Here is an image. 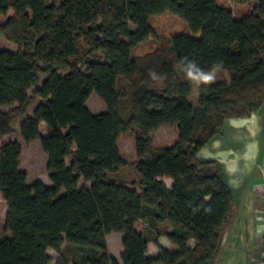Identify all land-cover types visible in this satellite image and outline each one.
<instances>
[{
  "label": "trees",
  "instance_id": "obj_1",
  "mask_svg": "<svg viewBox=\"0 0 264 264\" xmlns=\"http://www.w3.org/2000/svg\"><path fill=\"white\" fill-rule=\"evenodd\" d=\"M164 12L187 32L133 55L157 38L149 17ZM0 32L16 45L0 49V106H11L0 109V264H215L233 198L223 165L197 153L226 120L264 104V0H0ZM185 57L205 71L222 64V79L197 90L179 70ZM92 93L104 104L95 114ZM36 99L18 133L46 154L51 185L27 182L21 142L9 138ZM163 126L173 131L168 145L151 138ZM128 129L126 162L117 140ZM127 164L138 181L110 178ZM111 232L122 234L120 262L108 252ZM161 235L174 249L158 244Z\"/></svg>",
  "mask_w": 264,
  "mask_h": 264
},
{
  "label": "crops",
  "instance_id": "obj_2",
  "mask_svg": "<svg viewBox=\"0 0 264 264\" xmlns=\"http://www.w3.org/2000/svg\"><path fill=\"white\" fill-rule=\"evenodd\" d=\"M197 156L216 159L223 165L233 198L215 264H264V249L254 211L260 204L257 188L264 182V104L248 117L226 120L221 133L202 147ZM164 181L169 188V181ZM108 235V252L120 262L109 250ZM158 244L174 249L163 235L158 237ZM157 253L158 247L149 242L146 254L155 256Z\"/></svg>",
  "mask_w": 264,
  "mask_h": 264
},
{
  "label": "rangeland",
  "instance_id": "obj_3",
  "mask_svg": "<svg viewBox=\"0 0 264 264\" xmlns=\"http://www.w3.org/2000/svg\"><path fill=\"white\" fill-rule=\"evenodd\" d=\"M217 4L224 7H231V0H216ZM149 23L157 32V38L147 39L138 43L134 48H132L131 52L133 55H142L144 53L150 52L159 48L162 43H164L165 39L174 34H181L187 32V24L182 19H180L177 15L172 14L170 12H164L158 15L150 16ZM0 49L15 51L16 45L13 42L8 41L0 32ZM45 76L41 74L39 76L40 83L43 81ZM222 79V72H217V80ZM124 84L122 83L121 86ZM157 85L158 80H157ZM33 91L30 89L28 93ZM193 97H190V100H193ZM38 99L34 100L30 106L28 107L26 113L22 116H18L12 124L13 133L9 136V138L13 140H18L21 142V154L19 157V168L24 170L27 173V182H34L39 180L43 182L45 185H51L48 171L46 170V161L47 156L44 152H42L40 145L37 141L31 142L29 144H25L19 137L18 126L19 123L23 120L25 115H31L33 108L37 105ZM86 106L92 113H98L104 110L103 102L94 94H90L86 100ZM11 106H0L2 111H8ZM39 130L41 133L46 134L49 132V129L46 127L44 123L39 124ZM152 140L159 145H168L173 140V131L172 128L168 126H163L155 130L151 133ZM117 147L119 150V154L122 160L129 162L134 154L135 147V129H128L124 132L120 133L117 140ZM205 160L204 158H200ZM111 179L116 180H126L131 181L139 180L138 173L135 171L133 166L127 164L122 166L117 173H113L109 175ZM262 184V183H261ZM260 184V185H261ZM258 193V188H257ZM259 196V194H258ZM261 203L255 207V217L258 213V209H260ZM6 212V205L4 200L0 194V239L4 236L3 227H4V216ZM144 226L142 221L137 222L136 228L141 230ZM165 238L166 236L163 235ZM167 238V237H166ZM121 233L119 232H111L107 237V242L109 246V250L112 254L117 256L118 260L120 257L118 254V248L121 247ZM168 239V238H167ZM169 240V239H168ZM170 241V240H169ZM154 244V243H153ZM153 246V245H152ZM49 255L55 258L56 253L52 249H48ZM50 264H55L52 261Z\"/></svg>",
  "mask_w": 264,
  "mask_h": 264
},
{
  "label": "clouds",
  "instance_id": "obj_4",
  "mask_svg": "<svg viewBox=\"0 0 264 264\" xmlns=\"http://www.w3.org/2000/svg\"><path fill=\"white\" fill-rule=\"evenodd\" d=\"M220 68H222V64H214L211 69L205 71L196 62L189 60L187 57L179 61V70L185 74V77L193 83L197 90H199L201 85L210 86L215 83L217 80V72ZM149 75L153 80L159 78L155 72H150Z\"/></svg>",
  "mask_w": 264,
  "mask_h": 264
},
{
  "label": "built area",
  "instance_id": "obj_5",
  "mask_svg": "<svg viewBox=\"0 0 264 264\" xmlns=\"http://www.w3.org/2000/svg\"><path fill=\"white\" fill-rule=\"evenodd\" d=\"M259 200L261 203L260 209L256 215L258 228L261 236L262 246L264 249V182L258 187ZM264 255V250H263Z\"/></svg>",
  "mask_w": 264,
  "mask_h": 264
}]
</instances>
